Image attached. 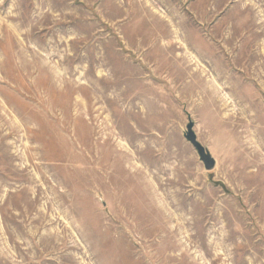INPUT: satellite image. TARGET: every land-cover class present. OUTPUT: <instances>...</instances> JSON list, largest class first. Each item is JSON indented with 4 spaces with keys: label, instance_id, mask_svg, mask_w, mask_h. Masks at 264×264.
I'll use <instances>...</instances> for the list:
<instances>
[{
    "label": "rangeland",
    "instance_id": "1",
    "mask_svg": "<svg viewBox=\"0 0 264 264\" xmlns=\"http://www.w3.org/2000/svg\"><path fill=\"white\" fill-rule=\"evenodd\" d=\"M0 264H264V0H0Z\"/></svg>",
    "mask_w": 264,
    "mask_h": 264
},
{
    "label": "water",
    "instance_id": "2",
    "mask_svg": "<svg viewBox=\"0 0 264 264\" xmlns=\"http://www.w3.org/2000/svg\"><path fill=\"white\" fill-rule=\"evenodd\" d=\"M193 124L187 126L186 141L194 148L200 162L203 164L205 171H211L215 167V161L210 154L196 141V137L192 132Z\"/></svg>",
    "mask_w": 264,
    "mask_h": 264
}]
</instances>
